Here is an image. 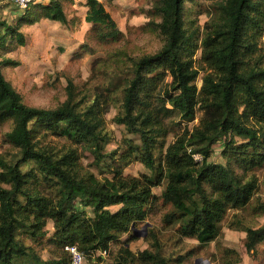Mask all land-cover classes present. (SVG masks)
I'll return each instance as SVG.
<instances>
[{
  "label": "trees",
  "instance_id": "1",
  "mask_svg": "<svg viewBox=\"0 0 264 264\" xmlns=\"http://www.w3.org/2000/svg\"><path fill=\"white\" fill-rule=\"evenodd\" d=\"M85 5L84 19L100 40L122 34L100 0ZM191 10L185 0H155L163 44L138 56L116 49L99 61L101 68H131L113 121L137 141L124 136L119 150L104 151L109 134L103 109L115 100L117 86L86 102L68 82L59 105L30 106L2 72L18 62L0 59V122L12 121L4 139L16 149L9 159L0 155V264H70L65 246L73 244L87 257L100 252L93 264L103 260L102 251L113 264H180L183 256L166 255L153 226L147 225L146 247L129 246L155 208L180 238L206 244L217 238L229 210L252 201L253 170L264 165V0H221L203 29ZM41 18L68 21L61 0H32L19 20ZM24 43L19 25L0 21V56ZM198 111V121L189 125ZM169 133L174 138L166 143ZM40 134L64 136L87 150L104 175L81 167L76 148L57 153L37 146ZM216 143L222 161L210 159ZM133 161L147 172L124 173ZM157 186L160 194L153 192ZM49 221L53 231L47 240L56 252L42 258L25 239L43 240ZM231 223L245 231L248 252L264 240V224L254 227L240 218ZM220 247L219 264L240 261L235 248Z\"/></svg>",
  "mask_w": 264,
  "mask_h": 264
},
{
  "label": "rangeland",
  "instance_id": "2",
  "mask_svg": "<svg viewBox=\"0 0 264 264\" xmlns=\"http://www.w3.org/2000/svg\"><path fill=\"white\" fill-rule=\"evenodd\" d=\"M32 1V0H31ZM37 1V0H34ZM46 2L47 0H38ZM114 18L121 35L117 39L100 40L94 26L84 19L86 12L85 0H61L67 17V23L41 18L37 22H20L19 17L23 12L14 0H0V21H6L20 26L25 35V43L14 45L2 53L0 59L5 56L18 62L15 65L2 67L5 79L21 95L25 104L36 107L51 108L62 103L66 98L68 82L74 85L79 97H87L86 102L91 101L98 94L105 92V88L117 86L115 100L104 105L105 128L109 139L104 144V151L119 150L124 136L136 139L137 135L127 133L122 124L113 121L118 112L121 90L126 78L130 76V64L121 67L101 68L99 61L107 53L123 49L131 56H138L157 50L164 42L158 23L159 16L154 14L155 0H100ZM221 0H185V6L192 8V19L203 29L217 12ZM200 50L195 57L198 59ZM203 71H200L196 83L201 84ZM170 76L166 81H170ZM101 99V98H100ZM197 117L189 122L192 125L198 121ZM13 126L11 120L0 122V155L9 159L16 153L4 139V133ZM178 127L175 128L177 131ZM174 133H169L166 143L172 141ZM137 141V139H136ZM35 144L46 146L57 153L68 148H76L80 154L81 167L93 171L98 177L104 174L97 168L93 156L82 150L79 145L72 143L61 135H39ZM221 143L213 145L211 160L222 161L220 157ZM198 159L199 154L195 155ZM1 169V168H0ZM147 168L140 161H133L124 168V173L138 175L147 172ZM257 179L256 192L252 201L244 208L229 210L225 219L221 222L220 233L214 240L206 244H199L195 238L179 237L174 227L165 226L157 212V208L151 212L145 224H140L139 229L146 225L145 234L148 233L147 225L153 226L159 231V237L163 243L164 253L168 256L182 255L180 264H219L220 246H229L236 249L240 255V261L236 264H264V240L257 243L254 250L248 252L245 247V231L233 226L231 221L236 218L243 219L249 225L257 227L264 224V165L253 170ZM162 186L153 188V192L160 194ZM166 205L165 208H168ZM112 209L114 206L111 207ZM88 213L90 211L88 210ZM47 235L40 242H32L25 239L26 243H32L42 258H51L55 255L54 246L48 242L47 237L52 233V223H47ZM144 236L131 241L132 250L142 249L147 246ZM190 252V255L187 253ZM85 256L83 264H93L94 258ZM102 261L98 264H113L107 253L102 255Z\"/></svg>",
  "mask_w": 264,
  "mask_h": 264
},
{
  "label": "built area",
  "instance_id": "3",
  "mask_svg": "<svg viewBox=\"0 0 264 264\" xmlns=\"http://www.w3.org/2000/svg\"><path fill=\"white\" fill-rule=\"evenodd\" d=\"M30 1L31 0H14L16 5L20 8H25ZM65 249L68 252L70 264H83L85 261V254H83L76 245H67ZM105 253V251L101 252L102 255Z\"/></svg>",
  "mask_w": 264,
  "mask_h": 264
},
{
  "label": "water",
  "instance_id": "4",
  "mask_svg": "<svg viewBox=\"0 0 264 264\" xmlns=\"http://www.w3.org/2000/svg\"><path fill=\"white\" fill-rule=\"evenodd\" d=\"M145 231H146V225H144L143 229H136L135 230V233L138 235V236H143L145 234Z\"/></svg>",
  "mask_w": 264,
  "mask_h": 264
},
{
  "label": "crops",
  "instance_id": "5",
  "mask_svg": "<svg viewBox=\"0 0 264 264\" xmlns=\"http://www.w3.org/2000/svg\"><path fill=\"white\" fill-rule=\"evenodd\" d=\"M111 207H112V206H111ZM111 207H110V208H111ZM114 208H115V206H114ZM114 208H113V209H114ZM111 209H112V208H111ZM98 253H100V252H98ZM103 256H104V255H103Z\"/></svg>",
  "mask_w": 264,
  "mask_h": 264
}]
</instances>
